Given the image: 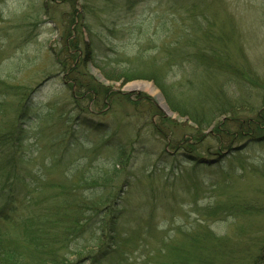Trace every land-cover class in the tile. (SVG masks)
<instances>
[{
	"label": "rangeland",
	"instance_id": "obj_1",
	"mask_svg": "<svg viewBox=\"0 0 264 264\" xmlns=\"http://www.w3.org/2000/svg\"><path fill=\"white\" fill-rule=\"evenodd\" d=\"M69 41L81 59L88 45L86 72L74 58L64 66ZM213 56L224 74L208 66ZM105 67L147 80L122 86ZM85 74L110 95L80 98L71 86ZM138 83L159 96L127 90ZM220 103L229 113L211 116ZM20 115L28 138L19 167L36 185L16 186L14 217L62 204L59 192L71 204L114 197L122 237L98 264H176L184 234L204 224L242 254L264 242V0H0V128ZM216 206L235 215L206 211ZM0 227L22 264H34L19 223ZM88 245L83 254H94ZM83 246L65 254L77 261Z\"/></svg>",
	"mask_w": 264,
	"mask_h": 264
},
{
	"label": "trees",
	"instance_id": "obj_2",
	"mask_svg": "<svg viewBox=\"0 0 264 264\" xmlns=\"http://www.w3.org/2000/svg\"><path fill=\"white\" fill-rule=\"evenodd\" d=\"M74 21L76 24L77 21ZM77 48L70 41L67 43L66 49L69 60L64 63V66L68 67V62L74 58L76 70L81 69L83 72H86L88 63L94 61V57L90 56L91 53L87 45L86 57L81 59V54ZM77 53H79V56ZM210 59L208 66L213 68L217 73L224 74L222 73L225 69L223 59L217 60L214 56ZM101 69L106 80L122 82V86L135 80H147L142 75L132 73L128 68L116 70V76L114 77L108 74L107 67ZM74 70L75 68L72 67L70 72H74ZM86 75L81 79V82H77L76 85L75 82L71 86L73 89L76 88L77 92L82 93L79 95L80 98L84 99L85 94L88 95V93L92 92L94 95H103L104 97L110 95L108 88L95 81L94 78H86ZM10 87V91H18V95L20 96L25 94L24 88L21 86ZM112 95L114 96V94ZM123 99L129 103L131 102L129 97ZM220 104L222 110H210L209 114L211 116L215 117L218 114L227 115L229 113L228 110H225V104ZM190 109L194 122L202 127V122H205V119L203 121L196 119L195 121V107H191ZM202 112H196L199 119L201 117L206 118ZM22 119L20 115L15 124L8 126V128H0V201L2 202L0 205V221L10 223L13 220V222L19 223L22 234L25 236L27 242H30L28 248H33L37 253L36 256L38 258L34 261V264H77L83 259H89L90 264H98L112 253L110 249L117 247L122 237L123 210L118 208L114 197L110 199L108 196L105 198L100 196L101 198L99 197L92 203L78 201L75 204H71L70 200L64 197V193L59 192L58 194L64 200L62 204L55 205L54 208L47 207V210L43 213L36 214L35 216L31 215L24 220L14 217V214H16L14 199L18 192L16 186L19 183L27 184L26 187L36 185V182L31 177L27 178L19 167L21 163L20 150L24 141L28 138L27 131L23 129L20 122ZM261 127L263 128L264 124H261ZM217 130H219L218 127ZM242 130L243 125H241L240 135H242ZM257 130L259 132L261 128L258 127ZM95 185L92 187H97V184ZM61 198L56 197L54 203ZM206 211L214 215L222 213L230 216L235 215V208L233 206H216L214 208H207ZM243 213L246 215L254 213L263 214V210L246 206ZM57 230H60V233ZM5 235L0 227V264H22V250L15 243L12 246L4 244ZM184 237L188 240L186 244L189 247L181 246V251L179 252L178 250V254H181L176 264H264V242L256 251H251L250 248L245 249L243 255L242 252H237L230 245V239L218 237L206 224L201 225L193 233L184 234ZM81 238L84 239L85 246L82 249L77 248L74 250L78 260L71 261L67 256L68 254L65 253H70L71 243H77ZM90 240L94 241L95 246L92 249L95 252L94 254L92 252L84 255V251L90 248L88 245Z\"/></svg>",
	"mask_w": 264,
	"mask_h": 264
},
{
	"label": "bare ground",
	"instance_id": "obj_3",
	"mask_svg": "<svg viewBox=\"0 0 264 264\" xmlns=\"http://www.w3.org/2000/svg\"><path fill=\"white\" fill-rule=\"evenodd\" d=\"M127 90H129V91L140 90V91L148 92L151 96H154V97L159 96V92L150 83H138L136 85H132V86L127 87Z\"/></svg>",
	"mask_w": 264,
	"mask_h": 264
}]
</instances>
